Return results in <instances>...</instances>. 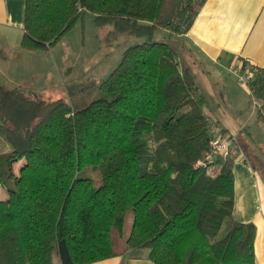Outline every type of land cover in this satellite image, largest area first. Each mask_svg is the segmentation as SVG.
Masks as SVG:
<instances>
[{"label": "trees", "instance_id": "1", "mask_svg": "<svg viewBox=\"0 0 264 264\" xmlns=\"http://www.w3.org/2000/svg\"><path fill=\"white\" fill-rule=\"evenodd\" d=\"M206 1L27 0L22 51L48 50L86 13L142 41L69 99L0 86V264L144 249L153 264H255L257 226L234 217L236 154L199 166L211 151L207 100L177 47L155 40L185 36ZM249 88L264 123V67Z\"/></svg>", "mask_w": 264, "mask_h": 264}, {"label": "crops", "instance_id": "2", "mask_svg": "<svg viewBox=\"0 0 264 264\" xmlns=\"http://www.w3.org/2000/svg\"><path fill=\"white\" fill-rule=\"evenodd\" d=\"M26 3L27 0H0V62L20 61L29 54L21 50ZM180 41L181 66L196 75L207 100L206 115L210 122L215 120L223 135L236 136L232 149H236L239 140L249 147V153H235L234 217L243 223L256 224L255 264H264V179L251 162L254 158L258 166L264 167V144L255 141L256 133H252L249 121L239 122L230 115V106L224 101V96L235 87L241 88L229 66L244 61L257 68L264 67V0H207ZM25 82L13 84L23 87ZM261 105L260 102L259 109ZM149 255L148 249L130 250L94 264H153Z\"/></svg>", "mask_w": 264, "mask_h": 264}, {"label": "rangeland", "instance_id": "3", "mask_svg": "<svg viewBox=\"0 0 264 264\" xmlns=\"http://www.w3.org/2000/svg\"><path fill=\"white\" fill-rule=\"evenodd\" d=\"M155 40L175 45L179 54L182 51L179 48L182 43L180 39L167 31L159 30ZM141 41L142 39L135 36L117 35L113 26L98 27L95 16L86 13L56 45L48 50L29 52L20 61L0 62V86L15 88L17 86L13 82L20 83L24 80L26 82L21 88L26 94L38 100L69 99L92 83L108 78L122 60L124 51ZM236 80L241 88L235 87L232 93L224 96V101L230 106V115L239 122L249 121L252 133H256L255 141L264 144V123L258 122L260 102L254 99L248 85L240 83L237 76ZM209 94L211 95L210 92ZM248 148L247 144L239 140L232 152L249 153ZM6 152H11L10 147H7ZM251 162L264 179V167L258 166L254 158H251ZM96 177L99 178L96 180V186H99L100 177L98 175ZM8 198L7 188L0 186V201ZM132 221L131 218L128 222L126 237L132 228ZM226 232L227 223L223 225L216 239L224 237ZM54 263L60 264L57 257L54 258Z\"/></svg>", "mask_w": 264, "mask_h": 264}, {"label": "built area", "instance_id": "4", "mask_svg": "<svg viewBox=\"0 0 264 264\" xmlns=\"http://www.w3.org/2000/svg\"><path fill=\"white\" fill-rule=\"evenodd\" d=\"M228 69L238 77L240 83L249 86L254 74L257 73L259 68L253 66L251 62L239 61L235 65L229 66ZM210 123L212 132L211 151L205 160L199 162V166L205 167L208 170H211L217 164L219 157L227 155L237 141L236 136L223 135L221 127L212 121Z\"/></svg>", "mask_w": 264, "mask_h": 264}]
</instances>
